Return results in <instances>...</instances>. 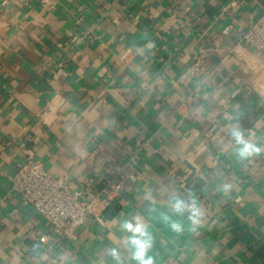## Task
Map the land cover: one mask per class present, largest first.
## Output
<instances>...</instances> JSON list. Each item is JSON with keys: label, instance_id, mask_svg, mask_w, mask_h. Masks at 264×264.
I'll list each match as a JSON object with an SVG mask.
<instances>
[{"label": "crops", "instance_id": "1", "mask_svg": "<svg viewBox=\"0 0 264 264\" xmlns=\"http://www.w3.org/2000/svg\"><path fill=\"white\" fill-rule=\"evenodd\" d=\"M257 22L264 0H0V264H137L136 215L154 264H264V49L240 42ZM233 128L262 151L239 157ZM28 157L109 203L59 239L11 187Z\"/></svg>", "mask_w": 264, "mask_h": 264}, {"label": "built area", "instance_id": "2", "mask_svg": "<svg viewBox=\"0 0 264 264\" xmlns=\"http://www.w3.org/2000/svg\"><path fill=\"white\" fill-rule=\"evenodd\" d=\"M52 0H40L46 4ZM229 26L223 34H228ZM244 45L260 50L264 49V23L251 25L241 36ZM200 61H195L188 69L189 76L200 74ZM124 181L117 180L108 192H118ZM10 184L19 194L22 204L31 205L38 215L49 223L53 234L59 239L73 237L75 229L84 223L89 216H97L109 203V196L94 195L89 200L83 198L80 190H71L63 178L51 177L43 168L40 161L31 157L20 165L12 174Z\"/></svg>", "mask_w": 264, "mask_h": 264}, {"label": "clouds", "instance_id": "3", "mask_svg": "<svg viewBox=\"0 0 264 264\" xmlns=\"http://www.w3.org/2000/svg\"><path fill=\"white\" fill-rule=\"evenodd\" d=\"M231 135L237 145L236 151L241 158L250 157L255 153L262 151L260 147L252 144L244 138L241 130L233 128ZM170 210L176 215H184L187 212L188 219L193 225L199 223L198 217L200 216L199 209L195 205V201L186 202L178 196H171L169 201ZM173 232H180L182 224L179 221H172L170 224ZM120 228L126 233L124 238V247L128 250L132 260L137 264H154L153 258L149 252L153 246V237L149 231L150 225L146 223L139 215L133 216L131 219L124 220ZM110 254L119 261L120 257L115 249L110 250Z\"/></svg>", "mask_w": 264, "mask_h": 264}]
</instances>
